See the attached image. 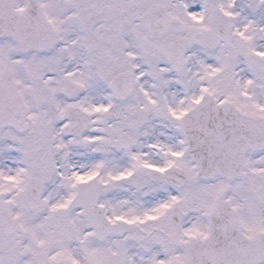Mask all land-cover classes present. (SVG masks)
Returning a JSON list of instances; mask_svg holds the SVG:
<instances>
[{"label":"snow or ice","instance_id":"obj_1","mask_svg":"<svg viewBox=\"0 0 264 264\" xmlns=\"http://www.w3.org/2000/svg\"><path fill=\"white\" fill-rule=\"evenodd\" d=\"M0 264H264V0H0Z\"/></svg>","mask_w":264,"mask_h":264}]
</instances>
